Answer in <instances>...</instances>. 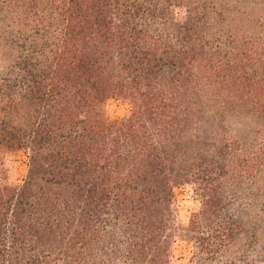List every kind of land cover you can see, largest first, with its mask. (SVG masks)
<instances>
[{"label":"trees","instance_id":"16d2710c","mask_svg":"<svg viewBox=\"0 0 264 264\" xmlns=\"http://www.w3.org/2000/svg\"><path fill=\"white\" fill-rule=\"evenodd\" d=\"M0 178V264H173L188 184L190 264H264V0H0Z\"/></svg>","mask_w":264,"mask_h":264},{"label":"rangeland","instance_id":"374dc122","mask_svg":"<svg viewBox=\"0 0 264 264\" xmlns=\"http://www.w3.org/2000/svg\"><path fill=\"white\" fill-rule=\"evenodd\" d=\"M131 112V104L120 98L107 101L105 117L107 120H115L126 117ZM10 169V181L20 182L27 170V157L24 153L15 152L8 161ZM1 180V178H0ZM197 197L193 185H184L176 189L173 201V211L176 216L177 231L172 249L173 264H190L192 256V244L184 237V228L189 223L193 210L198 207Z\"/></svg>","mask_w":264,"mask_h":264}]
</instances>
